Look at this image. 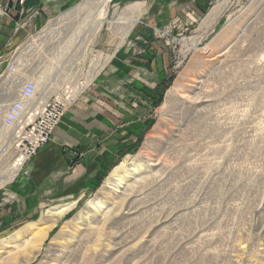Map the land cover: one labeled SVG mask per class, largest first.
I'll return each mask as SVG.
<instances>
[{
  "label": "rangeland",
  "instance_id": "1",
  "mask_svg": "<svg viewBox=\"0 0 264 264\" xmlns=\"http://www.w3.org/2000/svg\"><path fill=\"white\" fill-rule=\"evenodd\" d=\"M89 1L54 17L51 33L25 53L28 43L11 48L19 75H43L37 80L53 96L70 99L47 141L55 170L63 166L67 176L86 155L93 159L75 179L41 182L31 160L18 161L4 127L0 241L11 242L0 248V264H264V0H110L106 16L114 19L142 3L122 40L120 27L94 31L84 21L97 11L98 0ZM1 83L0 99L9 100L16 87ZM71 86L80 93L67 97ZM105 91L131 93L145 112L115 125ZM83 113L109 124L93 122L101 168L100 152L68 150ZM122 162L126 177L106 187ZM98 195L101 204L87 207ZM73 201L49 221L51 208Z\"/></svg>",
  "mask_w": 264,
  "mask_h": 264
},
{
  "label": "crops",
  "instance_id": "2",
  "mask_svg": "<svg viewBox=\"0 0 264 264\" xmlns=\"http://www.w3.org/2000/svg\"><path fill=\"white\" fill-rule=\"evenodd\" d=\"M74 0H24L23 5L22 3L18 2H11L10 0H0V80L6 81L7 80V72L6 66L7 62L9 61V57L12 54L11 48L15 46L18 47L21 43H39L46 38V36L51 33L50 29L51 25H49L48 30L46 29L47 23L52 24V19L58 15H61L62 12L65 11V8L71 4ZM42 31H47L44 35L41 33ZM101 78V75L99 76ZM137 86H142L145 90L148 89V86H144L141 83L135 82ZM3 89L4 84H0ZM141 89V88H140ZM142 89V90H143ZM3 91V90H1ZM97 91L101 92V84H98ZM104 91V90H103ZM110 102L108 104H103L104 107L111 111V115H113L114 120L116 122L115 125H119L120 122L124 120L123 118L126 116L129 122L135 121L137 116H140L145 112V110L140 107L136 108L132 104L131 93H124V95L119 91L118 95H111L109 92H104ZM130 97V98H129ZM12 97L9 98V100ZM3 108L0 110L3 111ZM88 114V113H87ZM99 118V119H98ZM97 116H89L86 113L81 115L80 121L77 123V135L75 140L67 142L69 143V153L75 152H100L98 160L100 161L101 168V133L93 127L95 123H101L104 120L100 119ZM112 122V123H113ZM76 124V125H77ZM102 124V123H101ZM104 126L106 127L108 122H103ZM133 124L128 125L127 129L133 130ZM75 128V127H74ZM113 128V126H112ZM123 128V127H122ZM119 129L118 131H120ZM124 130V129H123ZM121 130V131H123ZM121 136V134H120ZM92 139V141H90ZM95 140L99 141L98 148L88 147V145L95 144ZM104 141V140H103ZM105 143V141H104ZM119 143V142H118ZM117 144V143H116ZM119 145V144H118ZM114 147V148H113ZM113 148L111 151L115 152L117 147ZM55 151L54 146L50 142L46 143L38 153L31 159V171L35 173L36 177H41V182L46 181L49 177L54 178H62V182L65 180L75 179L77 176L81 175L85 168H87V164H89L90 160L93 159V156H85L83 159L82 164H77L73 167L72 174L71 172L69 175H65V167H59L56 169L53 166V162L51 161V152ZM68 153V152H67ZM64 180V181H63Z\"/></svg>",
  "mask_w": 264,
  "mask_h": 264
},
{
  "label": "built area",
  "instance_id": "3",
  "mask_svg": "<svg viewBox=\"0 0 264 264\" xmlns=\"http://www.w3.org/2000/svg\"><path fill=\"white\" fill-rule=\"evenodd\" d=\"M18 1L24 2V0ZM18 63L17 58H9L7 62L6 75L10 76L14 83L16 81L17 85L0 118L1 124L10 130L12 142L19 151L18 161L26 163L47 143L63 114L65 104L70 99L63 100L57 94L53 96L54 91L48 89L44 93L49 97L39 99L41 87L33 74L15 77ZM63 92L67 97L75 93L73 86L67 87Z\"/></svg>",
  "mask_w": 264,
  "mask_h": 264
},
{
  "label": "bare ground",
  "instance_id": "4",
  "mask_svg": "<svg viewBox=\"0 0 264 264\" xmlns=\"http://www.w3.org/2000/svg\"><path fill=\"white\" fill-rule=\"evenodd\" d=\"M108 1H110V0H98L96 2V5H94V8L97 10V11L95 10L96 13L94 15H93V13L89 14L88 17L86 19H84V21L87 20L86 23H88V25H90L91 27H93V30L94 31L99 30L104 23H106L109 28L117 29L118 27H120L119 30L121 32V40H122L129 33V31L132 29V27L139 21L140 8H141L140 6L142 5V3L141 2H138V3L137 2H134L132 4L127 5L124 9H122V11L120 13V14L123 13L126 16L123 17L121 15L120 17H117V18L114 19V18H108L106 16ZM225 1H227V0H225ZM225 1L218 3L217 5L213 6L210 9V11L208 12V14L206 16V20L207 21H209V19L217 16L219 14V12H221L222 8L224 7V4L226 3ZM92 2H94V1H92ZM91 4L92 3L89 0H83V1L79 2V4L76 5L75 7L70 8L68 11H65L62 15H66L68 17L69 16L71 17V15L74 12H77L78 13L81 8H85L86 6H89ZM91 7H92V5H91ZM59 18L60 17H58V20H59ZM52 24H53V22H52ZM52 24H49V25H52ZM47 25H48V23H47ZM45 32H47V31H42L41 33L44 35ZM32 44H34V43H28L27 45L24 46V49H23L24 53H25V49L28 46L30 48L32 46ZM106 61H108V58H107ZM18 65H19V63H18ZM7 77H8L7 80L9 81V84H11V85L13 84V86L15 87L17 85L16 84V81L14 83L13 79H11L10 76H7ZM15 77L16 78H20V77H24V75H19L17 73ZM35 78L36 79L43 78V75L40 77V75L38 76V74H36ZM44 80L45 79L42 80V83L39 82L40 83V87H41V93H39V97H38L39 99H42V98H45V97L48 96L47 93H44L45 90L49 89L52 92V89L50 88L51 87L50 84L48 82H45ZM48 84H49V86H48ZM73 91L75 92L73 95H75L76 93H79L80 92V91L78 92V90L76 88H74V87H73ZM51 92H49V93H51ZM7 100L8 99H5L4 100L3 97L0 99V101H2V103H0V107L1 108H3V106H4V108L6 107V105L8 104V101H10V100H8V101ZM0 117H1V114H0ZM4 132H5L4 126L1 124V118H0V134H3ZM132 165H135V161L132 163ZM18 169L19 168H17V167H15V168L13 167V169H12V167L9 168V170H11V173L12 174H15ZM130 170H132V169H130ZM126 171H127V165L122 162L120 165H118L113 170L111 176L109 177V179L107 181V186L106 187H109L110 185L111 186L116 185V183H121L123 181V179L126 177V174H125ZM11 173H9V174H11ZM6 177L7 176H5L3 178H5V180H6ZM105 195L107 197V194H105ZM101 198L102 197H99V195L97 197H94L93 199H91L89 201V204H88L87 207H92L94 204H101V202H102ZM74 203L75 202L73 201V202H70V203H64V204L58 205V206H56L54 208H51L49 210V214H48L49 217H50L49 221H51L52 224L55 223L56 220L58 219V217L60 215L64 214L66 211H68ZM51 222H49V223L51 224ZM51 225H49V226H51ZM18 236L15 238L16 240L18 239ZM39 236H40V234H39ZM15 239H14V241H16ZM36 239H38V235L37 234H34L33 237H32V239H30V240L33 241V243L35 244ZM10 242H8V240L7 241H5V240L0 241V248H3L5 246H7L8 243H10ZM6 261H9V259H7Z\"/></svg>",
  "mask_w": 264,
  "mask_h": 264
}]
</instances>
